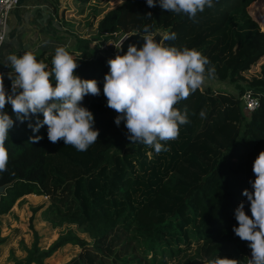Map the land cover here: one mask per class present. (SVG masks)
Masks as SVG:
<instances>
[{
	"label": "trees",
	"instance_id": "1",
	"mask_svg": "<svg viewBox=\"0 0 264 264\" xmlns=\"http://www.w3.org/2000/svg\"><path fill=\"white\" fill-rule=\"evenodd\" d=\"M91 1L71 0L77 15L90 9L85 22L66 17L61 0L54 1L53 12L70 32L96 24L89 36L77 35L78 48L66 50L77 61L74 74L95 79L100 89L98 96L88 94L81 102L94 115L97 141L83 152L63 140L52 143L47 125L36 133L29 127L43 120L42 113L21 123L11 104L5 105L14 126L5 141L6 169L0 171V216L24 196H45L46 203L30 209V222L40 211L53 228H64L47 248L38 245L34 232L31 248L15 264H46L66 245L79 251L62 264H207L217 257L245 264L252 250L233 231L239 226L234 213L244 202L252 217L242 193L254 191L253 163L264 151V31L247 10L255 0H213L214 7L206 6L194 20L163 10L159 0L156 7L147 0H121L114 7L88 8ZM145 27L150 35L175 33L174 40L163 39L162 45L199 51L210 61L205 76L228 80L238 89L234 95L200 86L176 104L182 112L187 109L189 122L179 126L177 139L161 141L169 150L159 154L128 140L125 122L115 124L119 114L107 106L103 93L108 60L122 55L115 43L130 33L146 35ZM39 62L52 72V59ZM51 80L55 86L54 75ZM241 83L258 98L248 119L241 109L247 92ZM33 136L42 139L33 142Z\"/></svg>",
	"mask_w": 264,
	"mask_h": 264
},
{
	"label": "clouds",
	"instance_id": "2",
	"mask_svg": "<svg viewBox=\"0 0 264 264\" xmlns=\"http://www.w3.org/2000/svg\"><path fill=\"white\" fill-rule=\"evenodd\" d=\"M156 4L157 0H147L149 7H156ZM159 6L163 10L187 14L194 20L197 12H203L206 6L214 7V3L213 0H159ZM146 15L151 17L152 13ZM144 32L142 47L129 44L126 54H117L108 60L110 71L104 78L103 93L107 106L119 114L115 124L119 126L121 121L125 122L128 140L151 146L159 154L169 150L161 141L177 139L179 126L189 122L187 109L182 112L174 106L203 84L205 65L210 61L195 49L163 46L147 34L148 27ZM175 38V33L163 37L164 40ZM7 59L10 63L4 65L12 69L8 73L12 86L11 93L6 92L0 73V171L6 169L5 141L14 126L13 119L4 111L7 103L21 123L33 115L43 114L42 121L37 119L35 125L29 123L34 133L47 125L50 142L63 140L77 151H87L97 141L99 130L94 129L93 113L81 102L88 94H100L97 81L81 79L74 74L77 61L63 46L55 50L51 73L31 51L19 56L12 54ZM208 71L212 74L214 68ZM53 75L55 86L51 80ZM200 116L205 117L203 110ZM30 139L38 142L42 137ZM253 172L256 178L250 183L254 191L244 189L242 193L250 202L252 217L245 213V204L241 202L234 213L239 226H234L233 231L241 240L250 242L252 258L249 264H264V151L255 159ZM207 264H236V261L217 257Z\"/></svg>",
	"mask_w": 264,
	"mask_h": 264
},
{
	"label": "rangeland",
	"instance_id": "3",
	"mask_svg": "<svg viewBox=\"0 0 264 264\" xmlns=\"http://www.w3.org/2000/svg\"><path fill=\"white\" fill-rule=\"evenodd\" d=\"M97 1L92 0L90 3L91 6L88 8H91L94 5L104 6L106 3L108 6L104 8L114 7L121 0H99L101 4ZM61 4L62 7H65L66 9V17L71 19L76 18L77 20L84 22L87 21L88 18L90 19V9H85V12L82 15H77L75 12L79 11L78 6L72 4L71 0H61ZM247 10L264 31V0H255L250 2L247 6ZM94 26H96V24L87 28V31L84 30L86 27L83 29L81 28L82 30L80 31L73 27V31L71 32L62 27L63 33L58 34L59 40L61 41L60 44L65 45L64 47L66 49L78 48L79 43L77 37H87L94 33ZM106 38V36H101V39ZM93 43L95 42L93 41ZM107 43L110 44L115 42L114 40H109ZM115 45L117 46L118 43L116 42ZM250 75L251 73H247L246 76L250 77ZM209 85L213 89L223 90L234 95L238 94V89L234 85L230 84L228 80H212ZM241 85L246 89V91L250 90V88H246L243 83H241ZM241 109L245 119H248L249 113L245 112L243 107ZM46 202L47 197L45 196L27 195L24 196L23 199L19 200L9 213L0 216V264H15L18 261H22L27 254V249L31 248L34 240V232H36L39 238L38 245L41 248H47L58 237L59 233L63 231L64 228L62 226L59 228H53L51 224L44 219L40 211L36 213L32 222H30V209L36 208ZM75 233H77L80 237H84L89 240L85 233H82L79 230H76ZM7 237L11 238L9 242L4 241ZM78 251V246L66 245L60 254H57L55 258L46 260L45 263H65L74 257ZM251 258L252 254H249L245 264H249V260ZM173 264H176V262H173Z\"/></svg>",
	"mask_w": 264,
	"mask_h": 264
},
{
	"label": "crops",
	"instance_id": "4",
	"mask_svg": "<svg viewBox=\"0 0 264 264\" xmlns=\"http://www.w3.org/2000/svg\"><path fill=\"white\" fill-rule=\"evenodd\" d=\"M54 1L21 0L11 11L7 35L0 46V73L5 81L10 80L8 73L12 71L4 65L10 63L9 55L31 51L39 62V59H53L56 48L65 46L59 40L58 34L63 30L53 12Z\"/></svg>",
	"mask_w": 264,
	"mask_h": 264
},
{
	"label": "built area",
	"instance_id": "5",
	"mask_svg": "<svg viewBox=\"0 0 264 264\" xmlns=\"http://www.w3.org/2000/svg\"><path fill=\"white\" fill-rule=\"evenodd\" d=\"M21 0H0V46L5 41L7 35L8 21L11 11L18 7ZM6 92L10 93L12 81H5ZM243 110L251 113L258 106V98L251 94L250 91L243 93L241 96Z\"/></svg>",
	"mask_w": 264,
	"mask_h": 264
},
{
	"label": "water",
	"instance_id": "6",
	"mask_svg": "<svg viewBox=\"0 0 264 264\" xmlns=\"http://www.w3.org/2000/svg\"><path fill=\"white\" fill-rule=\"evenodd\" d=\"M142 36H145L140 33H130L128 35L123 36L118 42V49L122 55L126 54L129 44H136L137 47H142L145 43ZM156 42H160L162 44L164 33L162 31H157L155 34L151 35ZM211 79L208 76L204 75V82L201 86H206L211 83ZM4 186H0V193L3 191Z\"/></svg>",
	"mask_w": 264,
	"mask_h": 264
}]
</instances>
